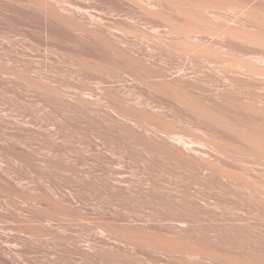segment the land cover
I'll use <instances>...</instances> for the list:
<instances>
[{"label":"rangeland","instance_id":"1","mask_svg":"<svg viewBox=\"0 0 264 264\" xmlns=\"http://www.w3.org/2000/svg\"><path fill=\"white\" fill-rule=\"evenodd\" d=\"M183 1L0 0V264H264L263 163L241 144L215 153L177 99L212 95L236 117L218 94L237 78L169 44L220 42L205 32L238 27L241 3ZM201 152L239 182L204 173Z\"/></svg>","mask_w":264,"mask_h":264},{"label":"bare ground","instance_id":"2","mask_svg":"<svg viewBox=\"0 0 264 264\" xmlns=\"http://www.w3.org/2000/svg\"><path fill=\"white\" fill-rule=\"evenodd\" d=\"M110 1H113V0H110ZM155 1L159 4H161L162 6L165 5L166 3H168L169 1H170L169 2L170 4H171V2H173V0H155ZM180 1L182 2L183 0H180ZM185 2L186 3H184V1H183L185 6H187V5L192 6L194 3V0H186ZM191 2H193V3H191ZM239 2L241 4L237 5L235 8L241 12V14L245 17V20L243 22H238V27H236V28H229L226 26H214L212 28L207 27L209 29L205 33H207V35H210L212 38L219 40L220 42H209V44H207L208 47L205 44H196V43H187V42H183V43L178 45L176 40H171V42L169 43V44H176L177 46H179L180 47L179 50L187 56H190L192 53L204 48L202 50L206 54H210V55L204 57L206 64H215V65H218L219 68L232 70V72L234 73L233 75L237 79L230 80L232 84L228 85L227 92L223 93V94H218V99L220 101L224 102L230 108L236 109V112H235L236 117L227 118L228 116L226 115L225 110L220 109V107H217L213 103L214 101H213L212 95L211 96L207 95L205 97L203 95H200V96L196 97L197 98V99H195V100H197V103H196L197 106L196 107H192L193 104L191 106L186 104L189 101L188 95H187L188 101H187V98L185 101L184 97H183L184 101H183V99L181 101L180 100L181 97H179V96H177V99L180 102L179 104H182L183 105L182 107H185L184 110L193 111L195 114H197L199 119H202L204 122L207 123L206 125H202L201 128L206 133L210 134L211 140L208 143L210 144V146L212 147V149L215 153H217L218 155H220L222 157L230 158V156L234 153V150L237 149L238 146H240V144L245 145L246 147H248L250 153H252L254 155L255 159L258 162L263 163V168H264V135H262L261 133H257V131H256L257 129H263L264 130V51L261 53H258V52L256 53L255 51H257V50H252V47L255 49H256V47H258V48H260L261 51L264 50V39H261L260 37H258V35H254L256 32L257 33L258 32H264V0H239ZM61 9H62V7H61ZM66 10H68V12H70V13L72 11V10L70 11V9H68V8ZM44 12H46V11H44ZM52 12L54 13V10ZM65 12H67V11H65ZM50 13H51V11H50ZM72 14H73V12H72ZM47 16H48V14H47ZM48 18H49V16H48ZM50 18H52V15L50 16ZM205 23H207V22H205ZM181 25H182V23H181ZM170 26H171L170 33L171 34L173 33L172 35L182 34V35H186L187 37L193 38L194 35L196 36V34H198V33L199 34L203 33V32L197 31V28H194L195 26L192 27V29H188L189 28L188 27L185 29L179 28L178 30L174 27V25H170ZM187 26L185 23V27H187ZM50 29H52V27ZM50 31H52V30H49V32ZM49 32H48V35H49ZM52 33H54V32L52 31ZM57 33H58V31H57ZM61 34H63V36H65L64 33H61ZM58 35L56 36V38L58 37ZM63 36L60 35L59 37H63ZM50 37H51V39L53 38L51 34H50ZM65 37H63V38H65ZM227 38L238 40L241 44H243V46H245V48L247 46H250L251 49L250 50L247 49V51L245 49V55H244L245 57H239V58H235V59L233 57L227 58L226 55L223 54L221 51L223 48L222 43ZM164 45H165L164 46V48H165L166 44H164ZM215 46H217V47H215ZM218 48H220L219 51L216 50ZM210 50H214L213 53H211ZM125 58H127V57H125ZM159 74L157 73L156 77H158V78L162 77L165 79L166 76L164 74H160V76H158ZM162 75H164L165 77H163ZM181 76H182V78H184L183 75H181ZM181 76H179V78ZM161 79L159 81V84H160V82H162ZM171 81H174V80H171ZM176 81H178V80H175L174 82H176ZM165 82H166V79H165ZM170 82H169V84H170ZM161 84H163V83H161ZM171 84H173V83H171ZM177 84H179V82ZM165 85L166 84L164 83L163 86H165ZM173 85H175V84H173ZM182 85H184V83ZM158 86H160V85H158ZM186 87L188 88V90L190 89V91L188 93L191 96L192 95L191 93H194L193 92L194 89L191 86L189 87V85H187ZM250 92H253L254 94H250ZM177 99H176V101H178ZM193 99L194 98H192V100ZM184 102H186V103H184ZM145 104H146V102H143V103L139 102V105H141V106H146ZM194 106H195V104H194ZM180 140L178 142L179 144L181 142ZM181 143H183V142H181ZM253 147H258L259 151H253ZM175 150L178 152V154L183 153V150L180 147H177ZM204 157L205 156H204L203 152H201V154H200V159H201L200 167L201 168L200 169H202L204 171V173L206 171V172H211V173L216 174L219 181L223 182L225 187L228 186L230 183H235L238 181L237 177H235L233 174H231L229 172V169H227V167H225L223 164H221V162L218 158H214L213 161H208V160H205ZM242 171H243V172H241L242 174H244V175L247 174V175L253 177V175L250 173V171L248 172V170H245V169H243ZM216 175H214V176H216ZM218 179L214 180V181H218ZM253 179H255V178H253ZM223 183H221V184H223ZM249 185H250V183H249ZM249 185H248V187H249ZM252 185L255 186V183H252ZM244 186H245V183H244ZM254 186H251L252 188L251 187L250 188L254 189ZM260 187L264 189V181L262 182ZM250 188H248V189H250ZM263 196H264V193H263ZM203 204L205 206L206 205L207 206L208 205L213 206V204H211L210 202H206V201H203ZM177 208H175V210ZM181 224H182V222H181ZM186 237H189V236L186 235ZM194 250L195 249H193V250L190 249L188 251L189 255H193L192 257H195L194 254H197L196 255L197 257H195V258L201 257L202 259H204V258L210 259V257H211V256L208 257V255H210L209 253H208V255H206L205 252L203 253V251H201V250H200V252H199V250H195L198 253L194 252ZM205 255H206V257H205Z\"/></svg>","mask_w":264,"mask_h":264}]
</instances>
